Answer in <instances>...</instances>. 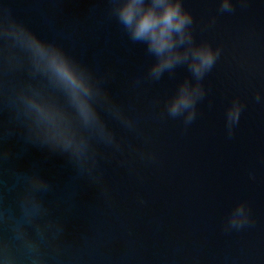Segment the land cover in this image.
Instances as JSON below:
<instances>
[{
    "label": "water",
    "instance_id": "obj_1",
    "mask_svg": "<svg viewBox=\"0 0 264 264\" xmlns=\"http://www.w3.org/2000/svg\"><path fill=\"white\" fill-rule=\"evenodd\" d=\"M221 2L183 0L194 17L196 43L222 49L202 81L206 95L197 116L185 125L183 117L168 116L165 105L191 78L187 66L146 80L154 58L129 40L110 16L108 0H0V11L107 75L113 98L134 109L151 137L145 146L112 122L126 143L146 147L156 159L129 157L131 165L122 166L121 157L106 154L101 165L114 197L109 204L76 178L66 156L27 143L0 105V151L10 153L0 161V175L36 170L53 183L46 199L66 223L70 256L82 264H264V0H232L230 12L220 11ZM236 99L244 107L229 133L227 112ZM15 198L16 190L6 193L9 204ZM242 203L250 223L228 228Z\"/></svg>",
    "mask_w": 264,
    "mask_h": 264
},
{
    "label": "clouds",
    "instance_id": "obj_2",
    "mask_svg": "<svg viewBox=\"0 0 264 264\" xmlns=\"http://www.w3.org/2000/svg\"><path fill=\"white\" fill-rule=\"evenodd\" d=\"M108 2L110 16L129 40L144 45L154 58L146 80L160 81L165 73L171 75L177 67L187 66L191 78L179 85L165 109L168 116L183 117L185 125L191 124L198 102L206 95L202 81L222 49L207 42L196 43L194 17L184 8L183 0ZM232 10V0H222L220 11ZM107 80V75H99L60 43L42 37L10 11H0V105L9 113V123L24 130L27 143L66 156L76 178L95 186L99 196L112 204V189L101 165L106 154L121 157L122 166L131 165L129 157L154 162L156 154L118 136L112 122L133 133L145 146L151 140L142 118L132 114L134 109H126L113 98ZM141 83L138 79L135 86ZM256 100L261 102L260 93ZM243 107L236 99L228 109L229 133L239 123ZM9 156V152L0 151V161ZM13 190L15 203L9 204L6 193ZM54 191L53 183L36 170H9L8 178L0 175V264H82L81 257L70 256L66 223L53 214L46 199ZM249 223L248 209L242 203L227 227L239 229Z\"/></svg>",
    "mask_w": 264,
    "mask_h": 264
}]
</instances>
